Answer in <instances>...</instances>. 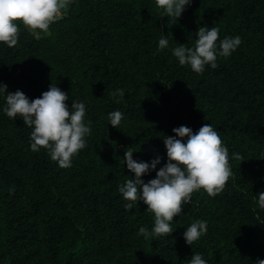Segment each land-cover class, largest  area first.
I'll list each match as a JSON object with an SVG mask.
<instances>
[{
  "label": "trees",
  "instance_id": "16d2710c",
  "mask_svg": "<svg viewBox=\"0 0 264 264\" xmlns=\"http://www.w3.org/2000/svg\"><path fill=\"white\" fill-rule=\"evenodd\" d=\"M154 0H72L70 11L36 39L21 21L17 45L0 42V82L30 99L56 84L86 105L87 146L63 168L47 151L30 150L22 118L0 110V264H187L199 252L208 264H254L264 256V0H192L174 22ZM241 44L217 67L196 73L172 55L191 46L200 26ZM169 47L158 50L161 35ZM122 89L123 96H113ZM4 100L0 97V108ZM125 115L119 128L107 113ZM211 123L229 152L232 176L210 196L201 189L173 217L174 231L144 237L153 213L138 201L126 211L117 191L136 160H167L164 135ZM183 140V138H181ZM240 153L242 161L232 158ZM155 176L151 170L142 179ZM207 221L192 247L184 227Z\"/></svg>",
  "mask_w": 264,
  "mask_h": 264
},
{
  "label": "clouds",
  "instance_id": "9594fccd",
  "mask_svg": "<svg viewBox=\"0 0 264 264\" xmlns=\"http://www.w3.org/2000/svg\"><path fill=\"white\" fill-rule=\"evenodd\" d=\"M72 0H0V42L8 47L17 45L19 25L17 20L33 34L36 39L49 33L50 25L58 20ZM192 0H155L160 17L167 16L174 22L181 16L185 6ZM241 37L225 36L219 38L216 26H200L191 46L177 43L171 49L172 55L181 66H189L196 73H203L206 66L216 68L218 57H228L241 44ZM169 47L167 36L161 35L158 50ZM111 95L123 96L122 89H115ZM0 97L4 104L0 110L14 119L22 118L29 133L30 150L44 148L58 166H72L74 155L87 146L91 135V121L85 119L86 105L72 98L71 106L65 103L68 94L56 84H50L40 96L30 99L22 90L8 91L7 85L0 82ZM124 113L115 109L107 113V123L119 128ZM120 129V128H119ZM174 135H164L163 143L167 160L157 168L161 157L156 155L149 161L136 160L133 151H124L123 161L134 175L128 176L117 187L125 201L126 211L133 209L142 201L145 209L153 213L151 227L140 225L138 234L144 237H157L174 231L173 217L180 214L182 205L189 203L192 193L203 189L210 196L220 193L232 176L229 152L223 144L218 131L211 123L203 124L193 132L192 128L180 125L172 129ZM183 138V140L181 139ZM264 157V156H261ZM232 158L242 161L240 153H232ZM151 170L155 176L147 182L142 179ZM259 208H264V190L256 194ZM185 243H193L207 233V221L196 219L184 227ZM187 264H208L202 253L192 252ZM254 264H264V256Z\"/></svg>",
  "mask_w": 264,
  "mask_h": 264
},
{
  "label": "rangeland",
  "instance_id": "374dc122",
  "mask_svg": "<svg viewBox=\"0 0 264 264\" xmlns=\"http://www.w3.org/2000/svg\"><path fill=\"white\" fill-rule=\"evenodd\" d=\"M154 1H155V0H154ZM69 11H70V4H69L68 8L63 12V15H62L61 17H63V16H65L66 14H68ZM47 35H48V34H46V35H42L41 38H43V37H45V36H47Z\"/></svg>",
  "mask_w": 264,
  "mask_h": 264
}]
</instances>
